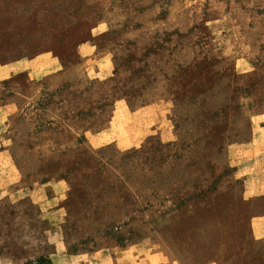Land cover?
<instances>
[{
  "label": "rangeland",
  "instance_id": "obj_1",
  "mask_svg": "<svg viewBox=\"0 0 264 264\" xmlns=\"http://www.w3.org/2000/svg\"><path fill=\"white\" fill-rule=\"evenodd\" d=\"M260 121L264 0H0V264H264Z\"/></svg>",
  "mask_w": 264,
  "mask_h": 264
},
{
  "label": "crops",
  "instance_id": "obj_2",
  "mask_svg": "<svg viewBox=\"0 0 264 264\" xmlns=\"http://www.w3.org/2000/svg\"><path fill=\"white\" fill-rule=\"evenodd\" d=\"M240 154L244 156L251 154L255 158L262 157V160L264 162V124H263V121H260V123L257 125L256 131L253 133V137L250 143L245 144L242 147H240ZM258 186L259 185L256 184V187ZM252 235L255 238L264 237V222H258L254 224ZM120 252H121V255L120 253L118 255L111 254L110 260L108 259L102 260L101 263H95V264H165L160 261L158 253L144 254V252H139L138 249H134V248H126V249L121 250ZM136 252H139V253H136Z\"/></svg>",
  "mask_w": 264,
  "mask_h": 264
}]
</instances>
